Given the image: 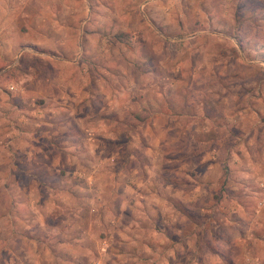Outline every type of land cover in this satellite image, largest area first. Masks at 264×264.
<instances>
[{"label": "rangeland", "instance_id": "374dc122", "mask_svg": "<svg viewBox=\"0 0 264 264\" xmlns=\"http://www.w3.org/2000/svg\"><path fill=\"white\" fill-rule=\"evenodd\" d=\"M0 264H264V0H0Z\"/></svg>", "mask_w": 264, "mask_h": 264}, {"label": "trees", "instance_id": "16d2710c", "mask_svg": "<svg viewBox=\"0 0 264 264\" xmlns=\"http://www.w3.org/2000/svg\"><path fill=\"white\" fill-rule=\"evenodd\" d=\"M116 37L123 43H127L130 44L131 42H129V39L127 37V34L124 32L121 33H117Z\"/></svg>", "mask_w": 264, "mask_h": 264}, {"label": "crops", "instance_id": "0c3cea01", "mask_svg": "<svg viewBox=\"0 0 264 264\" xmlns=\"http://www.w3.org/2000/svg\"><path fill=\"white\" fill-rule=\"evenodd\" d=\"M27 137H29L28 135H27ZM30 138V137H29Z\"/></svg>", "mask_w": 264, "mask_h": 264}]
</instances>
